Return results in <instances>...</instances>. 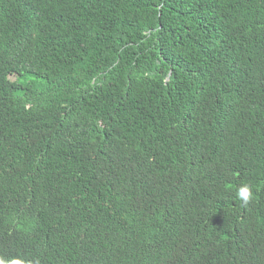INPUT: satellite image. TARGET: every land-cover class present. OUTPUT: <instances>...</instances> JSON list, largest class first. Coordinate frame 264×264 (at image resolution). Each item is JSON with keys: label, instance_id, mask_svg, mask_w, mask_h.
Returning a JSON list of instances; mask_svg holds the SVG:
<instances>
[{"label": "trees", "instance_id": "1", "mask_svg": "<svg viewBox=\"0 0 264 264\" xmlns=\"http://www.w3.org/2000/svg\"><path fill=\"white\" fill-rule=\"evenodd\" d=\"M1 217L40 264H264V0H0Z\"/></svg>", "mask_w": 264, "mask_h": 264}, {"label": "clouds", "instance_id": "2", "mask_svg": "<svg viewBox=\"0 0 264 264\" xmlns=\"http://www.w3.org/2000/svg\"><path fill=\"white\" fill-rule=\"evenodd\" d=\"M236 195L244 206H247L255 198L252 185L246 182L241 183L237 187ZM2 218L3 217L0 219ZM19 242V235L17 232L11 230L6 233L3 244L0 246V264H40V258H44L46 251L37 249L23 254Z\"/></svg>", "mask_w": 264, "mask_h": 264}]
</instances>
